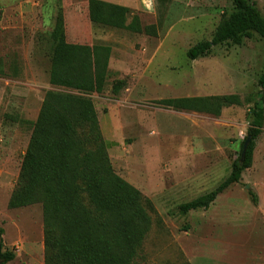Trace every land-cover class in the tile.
<instances>
[{"label":"rangeland","instance_id":"obj_1","mask_svg":"<svg viewBox=\"0 0 264 264\" xmlns=\"http://www.w3.org/2000/svg\"><path fill=\"white\" fill-rule=\"evenodd\" d=\"M87 1L0 0V239L1 252L14 254L5 264H45L41 205L10 210L7 204L44 96L68 91L49 84L58 42L111 48L105 91L86 97L111 145L114 172L154 207L133 264H264V194L249 183L263 181L260 172L245 170L207 210H178L230 173L246 136L247 111L260 91L262 41L223 44L191 61L187 51L212 38L233 11L231 0H102L128 8V22L135 15L154 35L90 23ZM251 1L264 16V0ZM117 80L126 86L115 96L111 86ZM226 95L244 104L218 117L155 104ZM262 133L253 152L257 161L264 122Z\"/></svg>","mask_w":264,"mask_h":264},{"label":"trees","instance_id":"obj_2","mask_svg":"<svg viewBox=\"0 0 264 264\" xmlns=\"http://www.w3.org/2000/svg\"><path fill=\"white\" fill-rule=\"evenodd\" d=\"M233 11L222 17L209 41L187 51L194 61L223 44L241 46L258 37L264 45V16L251 0H231ZM128 8L102 0L87 1L92 24L154 35L142 28ZM111 48L102 45L55 43L52 48L49 84L67 92H48L32 125L16 184L7 207L10 210L40 204L45 264H133L137 251L151 227L154 207L149 199L118 176L110 163L111 146L101 135L91 94L101 95L109 76ZM259 94L248 109L246 136L228 177L214 190L179 206L181 214L207 210L217 197L242 179L252 166L253 152L264 122V61L257 80ZM126 86L117 80L111 93ZM74 92V93H73ZM164 109L220 116L223 109L241 107L237 95L188 97L155 102ZM251 142L239 163L246 137ZM253 204L257 197L249 193ZM2 230H0V235ZM0 259H14L9 251Z\"/></svg>","mask_w":264,"mask_h":264},{"label":"crops","instance_id":"obj_3","mask_svg":"<svg viewBox=\"0 0 264 264\" xmlns=\"http://www.w3.org/2000/svg\"><path fill=\"white\" fill-rule=\"evenodd\" d=\"M261 134H263V133H261ZM261 145L263 146V150L261 148V150L258 153V155H259L258 161L256 159V156H257V153H256V154H254V157H253L252 166L248 170H250L252 173H259L260 172L261 177L263 178V181H253V180H249V179L248 180H249V183H251L252 185L255 186V188L258 185L259 193L262 191V194H264V143L262 142ZM261 158H263V159H261ZM251 172H250V174H251ZM249 186L251 187V185H249Z\"/></svg>","mask_w":264,"mask_h":264},{"label":"water","instance_id":"obj_4","mask_svg":"<svg viewBox=\"0 0 264 264\" xmlns=\"http://www.w3.org/2000/svg\"><path fill=\"white\" fill-rule=\"evenodd\" d=\"M250 142H251V137H250V136H247V137H246V140H245V142L243 143V146H242L241 155H240V160H239V163H240V164H242L243 161H244L245 153H246V151H247V148H248ZM247 189H250V186H249V185L247 186Z\"/></svg>","mask_w":264,"mask_h":264}]
</instances>
